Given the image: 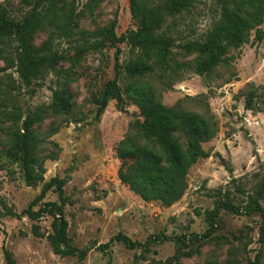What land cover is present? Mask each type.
Masks as SVG:
<instances>
[{
    "label": "rangeland",
    "instance_id": "1",
    "mask_svg": "<svg viewBox=\"0 0 264 264\" xmlns=\"http://www.w3.org/2000/svg\"><path fill=\"white\" fill-rule=\"evenodd\" d=\"M21 1L0 0L12 6L17 18L28 10ZM63 4L75 15L69 39L83 29L112 23L118 34L136 28L129 0H63ZM220 17L217 0H194L188 10L165 16L156 33L170 35L177 43L204 39ZM259 27L264 30V17ZM49 31L38 28L33 43H42ZM14 47L10 43L0 52V264H248L257 252L264 264V241L260 239L264 195L257 199L262 213L257 209L246 212L249 196H256L264 179V39L258 41L255 30L240 46L230 47L209 74L179 68L170 80H162L159 68L134 78L122 72L118 85L124 101L110 98L99 115L95 99L114 78L116 49H120L118 61L123 65L141 55L139 50L120 42L78 56L74 43L56 38L55 47L66 59L54 69L41 68L36 78L25 82L10 61ZM194 56L173 52L177 62L191 61ZM129 84L152 88L163 104L216 123L215 136L202 143L208 156L189 168L187 188L170 206L143 200L118 177L119 142L127 135L139 136L133 125L141 119L139 108L123 91ZM63 88L69 92L67 112L53 105V92ZM250 91L255 93V103L246 109ZM34 113L38 117L31 131L34 156L42 165L36 169L41 180L27 185L20 163L10 154L11 133ZM53 177L66 179L63 213L68 221V243L83 249V258L61 257L52 250L47 203L60 202L53 189L32 206L43 211L38 220L7 214L25 209L43 182ZM219 197L230 199L238 211L216 209ZM211 212H215L213 224ZM118 233L141 245L131 248L122 241H111ZM107 242L106 248L100 247Z\"/></svg>",
    "mask_w": 264,
    "mask_h": 264
},
{
    "label": "trees",
    "instance_id": "2",
    "mask_svg": "<svg viewBox=\"0 0 264 264\" xmlns=\"http://www.w3.org/2000/svg\"><path fill=\"white\" fill-rule=\"evenodd\" d=\"M193 1L162 0L154 3L153 0H129L136 28L118 34L115 23H112L108 27L83 29L72 39L69 38L75 15L73 9L64 8L63 0H22L21 4L27 6L28 10L18 18L10 4L0 2V52L13 43L15 47L10 61L16 64L19 76L25 82H30L39 75L41 68L54 69L60 61L66 59L65 54L55 47L56 38L63 37L74 43L78 56L90 50L100 51L108 45L116 46L120 42L139 50L141 55L123 65L118 61L120 49H116L114 78L95 99L99 115L105 110L110 98H115L120 103L124 101L123 92L118 85L122 72L128 78H134L153 73L159 68L162 71L158 76L162 80H170L179 68L192 69L199 75H205L213 70L230 47H238L244 43L251 30H255L258 41L264 39V30L259 27L264 17V0H217L221 4V17L204 39L177 43L170 35L156 33L165 16H174L188 10ZM40 27H48L50 31L42 43L35 45L33 35ZM175 49L195 56L191 61L177 62L173 59ZM123 91L139 108L141 119L138 118L133 123L139 136L136 138L127 135L118 144L117 156L121 160L118 177L143 200H157L162 205L170 206L184 194L189 168L198 159L208 156L202 143L215 136L216 123L198 113L163 104L152 88L129 84ZM53 97V105L57 110H70L69 92L66 88L56 89ZM254 98V91L248 92L244 104L246 109L253 107ZM37 117V113L27 115L22 125L11 133L10 154L20 163L27 185L41 180L36 169H41L42 165L34 156L35 139L31 131ZM65 183L66 179L59 177L44 181L38 195L25 209L19 213L10 210L7 214L17 219L27 215L32 220H38L43 211L34 210L32 206L42 201L45 194L53 189L58 193L60 202L47 203L50 206L48 214L52 216V232L49 236L52 250L61 257L78 255L83 258L84 250L68 243V221L63 213ZM263 195L264 179L256 196H249L251 199L249 205H246V212L257 209L262 213L257 199ZM220 207L238 211L230 199L222 200L221 197L216 200V209ZM214 213H210L211 224ZM262 216L264 219L263 213ZM33 232L37 234L35 225ZM203 236H207V233ZM155 239L160 240V237L156 235ZM260 239L264 241L263 231ZM113 240L122 241L131 248L141 245L122 233L115 235L111 241ZM108 244L107 242L100 247L106 248ZM5 254L11 263V254L8 251ZM248 264H261L260 252Z\"/></svg>",
    "mask_w": 264,
    "mask_h": 264
}]
</instances>
